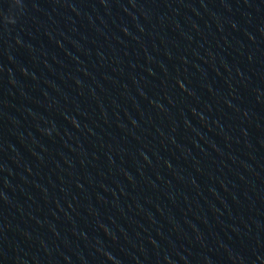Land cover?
Here are the masks:
<instances>
[{"label":"water","instance_id":"95a60500","mask_svg":"<svg viewBox=\"0 0 264 264\" xmlns=\"http://www.w3.org/2000/svg\"><path fill=\"white\" fill-rule=\"evenodd\" d=\"M0 264H264V0H0Z\"/></svg>","mask_w":264,"mask_h":264}]
</instances>
